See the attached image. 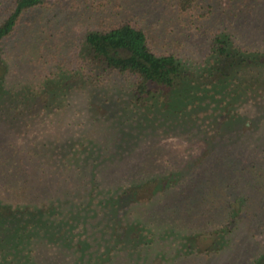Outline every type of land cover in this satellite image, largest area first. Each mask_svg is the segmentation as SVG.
I'll list each match as a JSON object with an SVG mask.
<instances>
[{"label":"rangeland","instance_id":"rangeland-1","mask_svg":"<svg viewBox=\"0 0 264 264\" xmlns=\"http://www.w3.org/2000/svg\"><path fill=\"white\" fill-rule=\"evenodd\" d=\"M48 1L66 19L59 24L50 22L54 13L51 7L25 17L21 35L17 33L8 42L15 53L11 79L14 85L18 82L39 85L60 65L68 66L72 54L74 57L80 54L86 33L99 29L112 15L115 22L126 19L145 27L156 53H173L189 63L202 62L210 50L212 29L222 32L225 26L222 23L228 22L222 11L223 8L228 11L231 2L216 1V14L211 20L207 4L189 14H180L177 0ZM9 4L8 0H0V16ZM78 4L84 13H80L82 17L78 11L77 16H72L78 20H67L70 12L62 11ZM248 10L244 13L241 41L250 48L264 50V0ZM228 17L237 19V12ZM75 62L72 67L77 69ZM71 86L58 91L59 98L56 93L52 97L47 94L48 98L42 99V108L32 101L21 102L27 106L20 105L22 115L18 119L30 115L32 110L38 113L37 126L28 125L25 118L21 123L18 119L17 124L12 123L11 114L4 110L6 106L0 104V200L60 203L65 195L82 192L87 180L92 182L94 177L103 188L117 190L133 182L168 175L172 184L166 187L163 196L156 198L158 203L129 202L133 204L130 210L146 219L155 215L152 220L160 221V226H174V232H184L190 237L183 242L175 233L176 243L164 246L167 253L156 255L157 262L149 264H252L264 252V97L252 101L243 98L238 111L251 116H239L225 126L220 121L209 125L204 120L212 114L206 111L207 107L191 105L181 97L171 98L170 106L163 104L155 113L125 124L124 120L135 116L128 108L131 88L128 77L109 75L100 88L91 84L82 87L77 82ZM92 90L98 93L91 96ZM66 92L69 96H65ZM116 99L122 101L117 103ZM39 112L44 113L43 117ZM195 115L204 119L197 121ZM50 120H53L51 128ZM180 173H184V178L180 179ZM244 194L253 205L247 207L232 234L224 236L218 246L204 241L202 238L218 229L228 214L229 198ZM202 198L210 205L201 202L199 206ZM127 206L120 207L121 215L128 213ZM207 206L211 212L206 211ZM194 208L201 209V213ZM114 211L110 214L114 215ZM88 222L81 234L83 239L88 237L85 240L88 242L80 244L83 251H99L105 260L115 257L113 264H142L143 258L128 251L133 243L125 245L128 239L122 233L123 239L115 229L102 233L98 227L100 220L95 216ZM118 238L122 244L115 255H108ZM110 240L113 242L109 244ZM228 240L231 246L224 248ZM80 254L43 247L38 262L76 264Z\"/></svg>","mask_w":264,"mask_h":264},{"label":"trees","instance_id":"trees-1","mask_svg":"<svg viewBox=\"0 0 264 264\" xmlns=\"http://www.w3.org/2000/svg\"><path fill=\"white\" fill-rule=\"evenodd\" d=\"M216 1L218 0H177V8L180 14H189L207 4V14H209L207 16L212 20L216 14ZM230 1L228 11L227 8H223L222 11V14H226L228 22L222 23L225 25L222 32L212 29L210 50L202 62L189 63L173 53H156L150 44L151 39L145 27L134 25L126 19L115 22V16L112 15L111 19L108 18L98 26L99 29L86 33L80 54L75 57L72 54L68 66L60 65L46 75L39 85L19 82L14 85L11 79L13 80L12 61L15 53H12L13 47L8 45V42L17 33L20 32L21 35L25 17L32 12L50 7V10L54 11L50 22L59 24L65 21L66 17H63V14L59 13L48 0H8V3L10 2L8 10L0 16V104L2 107L6 106L4 110L7 114H11V122L17 124L18 117L22 115L19 111L20 105L27 106L21 102L28 100L35 105H41L42 101L48 98L47 94L52 97L56 93V98H59L57 92L72 87L71 84L74 82L81 84L82 87L85 84H91L93 88H100L106 77L115 74L123 78L128 77L131 82L128 108H131L135 116L124 120L125 124L136 121L139 116L155 113L163 104L170 106L171 98L174 99V97H181L191 105H205L206 111L212 114L204 113L207 115L204 119L199 117L201 115L199 110V116L195 115V117L198 118L197 121L206 120L209 125L220 121L225 126L239 116L249 117L250 113L238 111V105L243 98L248 101L255 97H264V50L250 48L244 44L240 38V31L245 21V10L249 9L250 12L263 0ZM87 2L91 1L87 0ZM78 5L67 10L60 8V12L62 10V12H70L67 20L72 21L73 18L76 21L78 19L72 16L78 11V15L82 12L80 4ZM96 10L102 9L95 8ZM236 12L237 19H229L228 16ZM74 60H76L77 69L72 67ZM96 92L97 90H92L89 94L94 96ZM216 98L221 100L214 102L213 99ZM116 101L120 103L122 100L116 99ZM46 108L47 106L44 107ZM39 113L43 117L44 113ZM37 114L31 110L30 115L21 117L18 122H23L22 119L25 118L28 125L34 123L37 126L38 121L35 118ZM52 122L53 120H50L49 128L52 127ZM26 123L25 126L30 128ZM46 133L48 134L49 131ZM37 134L39 135V132ZM26 135L27 133L23 136ZM181 178H184V173H180ZM170 184H172L170 176L163 175L133 182L132 185L116 190L103 188L101 182L94 177L92 182L87 180L82 192L65 195L60 203L54 200L31 204L28 201L13 203V201L0 200V264H39V250L43 247H57L61 251L81 253L76 259V264H113L115 257L105 260L99 251L87 253L80 248V244L88 238L83 239L81 234L90 224L88 220L94 216L100 220L98 227L101 228L102 233H111L112 229H115L118 236L122 233L124 239L125 237L128 239L124 241L125 245L133 243L131 251H128L143 258L142 264H149L150 261L156 263V255L167 253L164 251V246L176 243L173 239L175 233L183 242L190 235L174 232V226H160V221L152 220L155 219V215L152 219H146L139 213L134 214V211L132 213L131 210L133 204L144 200H150L153 204L158 203L156 198L163 196L167 190L166 187ZM129 202L130 204L133 202L132 206ZM201 202L210 205L204 198L199 200V206ZM227 203L229 211L221 226L202 238L213 247L220 245L219 242L224 236L232 234L247 207L253 205L245 194L235 199L229 198ZM124 205L127 206L128 213L121 215L120 207ZM199 208L194 210L201 213ZM113 209L114 215L110 214ZM106 211L107 215L105 213L102 216V213ZM206 211L211 212V209L209 210L207 206ZM172 219L174 220V216ZM78 235L81 237L77 238ZM119 240L121 239L114 241L108 255H115L117 247L123 242ZM111 242L113 240L108 243ZM230 244L231 241L228 240L223 247ZM101 259L104 260L101 261ZM252 264H264V252L254 259Z\"/></svg>","mask_w":264,"mask_h":264}]
</instances>
